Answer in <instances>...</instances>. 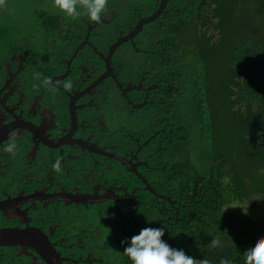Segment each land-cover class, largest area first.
I'll list each match as a JSON object with an SVG mask.
<instances>
[{"label":"flooded vegetation","instance_id":"obj_1","mask_svg":"<svg viewBox=\"0 0 264 264\" xmlns=\"http://www.w3.org/2000/svg\"><path fill=\"white\" fill-rule=\"evenodd\" d=\"M162 2L108 0L101 22L68 17L34 43L28 33L7 32V46L0 44V231L8 233L0 236V264L53 263L47 244L64 264H105L98 251L102 224L111 223L105 213L116 211L124 235L145 224L133 206L156 203L163 214L162 205L176 204L164 171L172 163L158 154L161 134L187 90L192 26L219 41L217 3L170 0L133 36ZM10 139L15 154L3 150ZM57 159L60 172L52 168Z\"/></svg>","mask_w":264,"mask_h":264},{"label":"trees","instance_id":"obj_2","mask_svg":"<svg viewBox=\"0 0 264 264\" xmlns=\"http://www.w3.org/2000/svg\"><path fill=\"white\" fill-rule=\"evenodd\" d=\"M21 1H29L32 10L37 11L28 19V23H35V36L59 30L57 9L39 8L49 6L51 0ZM214 1L217 4L213 18L218 21L215 20L213 29L218 30L219 41L216 42L213 35L209 37L205 30L197 29V24L189 29L195 42L186 50L184 63L188 74L203 81L195 93L182 101L179 113L183 115L186 126L174 129L171 135L166 132L165 136L161 134L164 145L158 154L167 155V160L172 163L164 171L169 184H173L169 196L176 204L172 206L167 202L162 205L163 214L157 211L156 203H145L140 208L133 206L134 216L143 217L145 224L124 235L120 231L116 211L113 209L105 213V217H111V223L107 226L102 224L98 248L99 254L105 255V264H130L123 250L127 247V241L145 227L163 228L165 234L162 240L171 248L177 247V250H183L193 258H205L210 264H219L220 259L226 257L233 264H244L242 256L231 249L230 242L233 235L236 240L249 237L251 227L244 222L250 219L239 214V206L244 198L263 190L264 183L248 187L236 182V187H233L232 183L226 181L228 178L240 177L242 170L250 165L242 167L246 159L242 153L244 147L236 145V165L231 162V167L222 168V161L235 154L226 141L231 131H227L224 126V116L227 112L233 115L232 107L237 108L241 102L248 105L255 103L257 94L251 89H254V84L251 83L250 75L251 70L255 69V61H259L264 52V42L261 37H254L252 26H257L261 21L260 11L264 4L257 8L255 0ZM35 17L36 22L33 20ZM62 20L65 23L68 17ZM7 27L6 22L0 25V44L5 47L10 38ZM27 36L32 43L35 42L34 35L28 33ZM188 74L185 83L190 80ZM181 118L177 115L175 119L179 122ZM217 162L221 163L214 172ZM143 195L150 196L147 192H143ZM170 211L173 219H169V215L164 219L162 215ZM252 225L264 230V223L260 221ZM214 238L220 240L217 247L211 246Z\"/></svg>","mask_w":264,"mask_h":264},{"label":"clouds","instance_id":"obj_3","mask_svg":"<svg viewBox=\"0 0 264 264\" xmlns=\"http://www.w3.org/2000/svg\"><path fill=\"white\" fill-rule=\"evenodd\" d=\"M255 1L257 3V8H260V5L264 4L262 0ZM52 4L54 8L62 12L66 17L76 19L81 17V15H85L90 22L99 23L102 21V14L105 12L108 0H52ZM156 13L157 11L154 14ZM260 14L262 17L261 21L257 26H252V28H254L253 35L256 38L261 37V40L264 42V8L261 9ZM158 15L160 14H156L154 20L151 22H154ZM140 21L138 23H140ZM148 23L140 25V29L136 26L131 34L134 36L139 33ZM162 39H164V36ZM253 43L257 45L255 41H253ZM259 58V61H255V69L251 70L250 75L251 83L254 84V89H251L257 94L255 103L248 105L245 102H241L237 108L236 106L232 107L233 115L227 112V117H224V126L226 130L231 131L226 141L232 146L235 154L222 161V168L228 169L231 167V162H234L236 165V145L244 147L242 153L246 155V159L242 167L250 165V167L242 170L240 177L226 179L227 182L232 183L233 187H236V182H240L243 186L248 187L258 183H264V52ZM188 75L190 80L187 83L186 92L193 94L195 93V89L201 85L203 79L195 76L194 81H192L190 74ZM63 87L65 89H71L72 83L69 81L65 83ZM181 108L182 106L177 110H172V114L167 116L169 135L173 133L174 129L186 126L183 115L179 113ZM177 115L182 117L179 122L175 119ZM16 148V143L14 140L10 139V142L6 144L3 150L15 154ZM220 163L221 162H217L214 172H216V168ZM52 168L56 172L62 170L60 159H57L52 164ZM258 194L262 195L264 199L263 189L257 194L254 193L250 197L244 198L240 203L239 209H242L241 204H243L245 200L253 198ZM94 203L95 202H91L89 204ZM252 208L256 209L254 205ZM235 212L236 211L233 213L236 215L237 212ZM243 216L250 219L244 222L251 227V230L248 231L249 237L237 240L234 244L230 242L231 249L242 256L244 264H264V230L252 225V223L254 224L256 221L264 223V216ZM123 219L125 224L126 220L124 216ZM226 230L228 229H224V231ZM164 234L163 228L145 227L141 229L139 234L132 236L130 240L127 241V247L123 250L124 256L128 258L130 264H210V261L205 258L199 260L186 255L183 250H177V247L175 249L171 248L162 240ZM219 244V239L214 238L211 240L212 247H217ZM219 264H233V262L231 259L224 257L220 259Z\"/></svg>","mask_w":264,"mask_h":264},{"label":"rangeland","instance_id":"obj_4","mask_svg":"<svg viewBox=\"0 0 264 264\" xmlns=\"http://www.w3.org/2000/svg\"><path fill=\"white\" fill-rule=\"evenodd\" d=\"M51 8L54 9L52 0L50 2L49 6H40V9L43 8ZM252 8V7H251ZM56 9V8H55ZM58 11V25L62 26L64 24L62 18H67L62 12ZM37 14L36 10H32L31 5L29 1L27 3L20 1V0H0V24L3 22H6L8 31L11 33L17 32L19 30L22 33H29L31 35H36L35 33V23L34 25L29 22L28 19L30 15ZM36 18H33V20L36 22ZM37 36H35L36 39ZM190 78L192 81H194V76L190 74ZM190 94L186 92L182 95V101L185 100L187 96ZM184 112L185 109H182ZM224 117H227L226 115ZM256 208L253 209L252 207ZM242 210H240V214L243 215H249L251 217H261L264 216V199L262 198V195L258 194L257 196L250 198L248 200H245L243 204H241ZM234 210V209H229ZM236 213V212H235ZM236 236H232L231 243H236Z\"/></svg>","mask_w":264,"mask_h":264},{"label":"water","instance_id":"obj_5","mask_svg":"<svg viewBox=\"0 0 264 264\" xmlns=\"http://www.w3.org/2000/svg\"><path fill=\"white\" fill-rule=\"evenodd\" d=\"M169 1H170V0H163L162 5H161V8H160V10L157 11L156 14H161V13L163 12V8L167 5V3H168ZM156 14H154L153 16H151V17L148 18V19H145V20L140 21V23H138V25H137V28L139 27V29H140V28H141L140 25H143V24H145V23H148V22L153 21V20H154V17L156 16ZM116 46H118V43H117ZM118 212H119V214H120V218H121V220H122L123 223H124V219H123V214H122V212H121L120 210H118ZM123 226H124V225H123ZM5 233H8V231H0V236L3 235V234H5ZM47 245H48L49 255H50V257L53 259V263H52V261H49V264H64V259L61 257L60 252H59L56 248H54L53 246H49V244H47ZM42 259H43V261H45L44 258H42ZM46 259H47V258H46Z\"/></svg>","mask_w":264,"mask_h":264},{"label":"bare ground","instance_id":"obj_6","mask_svg":"<svg viewBox=\"0 0 264 264\" xmlns=\"http://www.w3.org/2000/svg\"><path fill=\"white\" fill-rule=\"evenodd\" d=\"M240 210H242V209H240ZM240 210H238V211L240 212Z\"/></svg>","mask_w":264,"mask_h":264}]
</instances>
